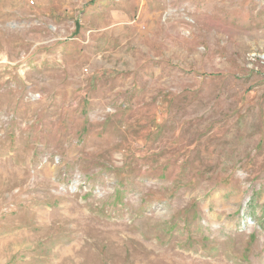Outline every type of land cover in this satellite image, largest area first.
<instances>
[{
  "label": "rangeland",
  "instance_id": "1",
  "mask_svg": "<svg viewBox=\"0 0 264 264\" xmlns=\"http://www.w3.org/2000/svg\"><path fill=\"white\" fill-rule=\"evenodd\" d=\"M0 264H264V0H0Z\"/></svg>",
  "mask_w": 264,
  "mask_h": 264
},
{
  "label": "bare ground",
  "instance_id": "2",
  "mask_svg": "<svg viewBox=\"0 0 264 264\" xmlns=\"http://www.w3.org/2000/svg\"><path fill=\"white\" fill-rule=\"evenodd\" d=\"M95 243V242H94ZM88 248V247H87ZM85 250V249H84ZM82 253V252H81ZM81 253H79V254H81Z\"/></svg>",
  "mask_w": 264,
  "mask_h": 264
}]
</instances>
